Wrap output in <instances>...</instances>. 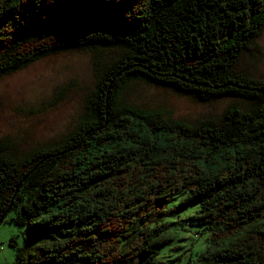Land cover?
<instances>
[{
	"label": "trees",
	"instance_id": "obj_1",
	"mask_svg": "<svg viewBox=\"0 0 264 264\" xmlns=\"http://www.w3.org/2000/svg\"><path fill=\"white\" fill-rule=\"evenodd\" d=\"M263 32L264 0H0V80L62 52L92 66L65 135L0 139L1 223L24 240L12 264H264ZM134 80L250 109L171 120L123 103ZM189 208L206 248L172 256Z\"/></svg>",
	"mask_w": 264,
	"mask_h": 264
},
{
	"label": "rangeland",
	"instance_id": "obj_2",
	"mask_svg": "<svg viewBox=\"0 0 264 264\" xmlns=\"http://www.w3.org/2000/svg\"><path fill=\"white\" fill-rule=\"evenodd\" d=\"M264 52V32L259 38ZM264 74V56L260 64ZM92 84L91 55L88 52H62L47 56L30 66L0 80V139L10 137L22 151L53 142L65 135L78 122L84 94ZM123 103L140 109L161 112L171 120L194 123L200 119L219 116L231 105L241 111L250 109L249 102L238 98H223L217 102L195 101L165 87L142 81L129 83ZM192 208L175 218L171 228V255L182 258L205 250L208 232L185 220ZM24 245L20 229L5 221L0 224V264L14 262L16 248Z\"/></svg>",
	"mask_w": 264,
	"mask_h": 264
},
{
	"label": "water",
	"instance_id": "obj_3",
	"mask_svg": "<svg viewBox=\"0 0 264 264\" xmlns=\"http://www.w3.org/2000/svg\"><path fill=\"white\" fill-rule=\"evenodd\" d=\"M36 168H37V166H36L34 169H36ZM34 169H33V170H34ZM33 170H32V171H33ZM18 188H19V187H17V189H18ZM17 189H16V191H17ZM3 220H4V216L0 218V223H1ZM146 258H147L146 255H145V256H141V257H140V260H141V261H144V260H146Z\"/></svg>",
	"mask_w": 264,
	"mask_h": 264
}]
</instances>
